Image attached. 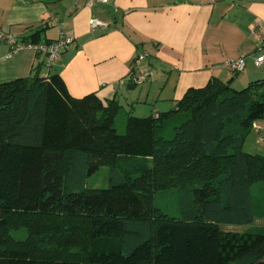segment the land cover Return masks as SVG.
<instances>
[{
    "label": "trees",
    "instance_id": "1",
    "mask_svg": "<svg viewBox=\"0 0 264 264\" xmlns=\"http://www.w3.org/2000/svg\"><path fill=\"white\" fill-rule=\"evenodd\" d=\"M121 106L71 96L58 73L0 83V264H264L263 233L220 227L264 215L252 193L264 155L243 150L264 119V79L235 90L213 77L168 111L127 112L122 134ZM100 166L106 187H84ZM173 188L181 218L154 203ZM18 228L24 239L11 236Z\"/></svg>",
    "mask_w": 264,
    "mask_h": 264
},
{
    "label": "crops",
    "instance_id": "2",
    "mask_svg": "<svg viewBox=\"0 0 264 264\" xmlns=\"http://www.w3.org/2000/svg\"><path fill=\"white\" fill-rule=\"evenodd\" d=\"M54 17L72 31V43L48 64L31 49L11 52L0 40V83L15 78L58 73L69 94L95 93L103 102L115 98L125 114L168 111L189 87L216 77L245 85L264 79V0H107L87 6L86 0H0V31L16 40L38 42L58 37ZM107 27H90L89 18ZM148 53L141 67L152 69L147 82L120 84L134 69L138 52ZM244 55V68L231 73L225 59ZM133 67V68H132ZM139 111L138 114H134Z\"/></svg>",
    "mask_w": 264,
    "mask_h": 264
},
{
    "label": "rangeland",
    "instance_id": "3",
    "mask_svg": "<svg viewBox=\"0 0 264 264\" xmlns=\"http://www.w3.org/2000/svg\"><path fill=\"white\" fill-rule=\"evenodd\" d=\"M239 73V72H236ZM240 85L239 83L232 82L231 87L235 90H240L247 86ZM139 111H136L134 114H138ZM126 116L123 111H121L115 117L114 127L118 133L122 134L124 132V126L126 122ZM183 121L170 120L166 122L162 128L161 136L165 139H171L174 135V127L178 126ZM257 127L264 129V119H258L254 122L253 127L248 131L244 144V152H249L252 154H262L264 155V142H259L260 131ZM83 186L86 188H105L108 184V167L100 166L94 173L86 176L83 181ZM73 189H79V186H73ZM255 196L259 198L260 202H264V182L257 183L253 187V192ZM154 203L163 210L165 213L175 217H182L181 203L179 201V196L175 188L169 189L165 192H158L155 194ZM221 229L224 231H234V232H252V233H263L264 234V215L254 218L251 222L246 224H225L220 223ZM11 236L16 239H24L26 237V231L23 228H18L10 232Z\"/></svg>",
    "mask_w": 264,
    "mask_h": 264
},
{
    "label": "built area",
    "instance_id": "4",
    "mask_svg": "<svg viewBox=\"0 0 264 264\" xmlns=\"http://www.w3.org/2000/svg\"><path fill=\"white\" fill-rule=\"evenodd\" d=\"M107 0H86V5L87 6H93L94 4H99V3H106ZM51 22L54 23L57 28L59 29V34L58 37L50 42H39V43H32V42H26V41H19L16 40L14 37H11L9 34L1 32L0 31V40L6 41L10 47H11V52H16L19 50L23 49H31L39 53H43L46 58L48 64H52L55 62L61 52L65 50L73 41V35L72 31L68 29L63 28V24L61 21L58 19L52 17ZM89 22V25L91 28L95 27H107L108 25L106 23H103L102 21L96 19L95 17L89 18L87 20ZM261 44H264V26L260 30V35L258 36ZM147 53L146 52H140L136 56L135 59H133V67L135 68H141L139 72L135 73L132 72L130 74H127L124 79H120L119 83L124 84L127 79H131L136 84H142L144 82H147L148 79L151 76L152 69L148 67H141L142 62L146 59ZM264 61V56L262 54H259L258 56L255 57V64L259 65ZM222 67L228 70L231 73H236L242 71L244 68V55L241 54L237 58H230V59H225L221 63ZM132 67V68H133ZM258 131H260V136H259V142H264V129L257 127Z\"/></svg>",
    "mask_w": 264,
    "mask_h": 264
}]
</instances>
